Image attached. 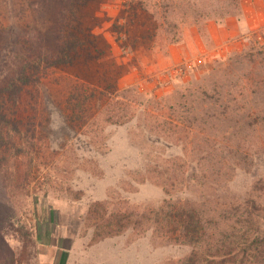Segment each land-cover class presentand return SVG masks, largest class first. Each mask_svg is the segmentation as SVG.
I'll use <instances>...</instances> for the list:
<instances>
[{"label": "rangeland", "instance_id": "374dc122", "mask_svg": "<svg viewBox=\"0 0 264 264\" xmlns=\"http://www.w3.org/2000/svg\"><path fill=\"white\" fill-rule=\"evenodd\" d=\"M228 1L0 0V81L40 77L0 116V264H264V0Z\"/></svg>", "mask_w": 264, "mask_h": 264}, {"label": "trees", "instance_id": "16d2710c", "mask_svg": "<svg viewBox=\"0 0 264 264\" xmlns=\"http://www.w3.org/2000/svg\"><path fill=\"white\" fill-rule=\"evenodd\" d=\"M240 1L241 0H229L227 3L225 2L226 4L222 3L218 7L216 6L209 10L211 12H218L220 14L219 16H222L223 12L229 11L228 8H238ZM50 66L51 65L47 63L45 64L44 69H47ZM27 70L28 69H23L22 72L21 70L17 71L16 74L8 77L7 82L0 81V116L5 118V123L14 124V121L17 118L16 114H18V96L23 90L26 82H35V80L40 79V77L37 75L38 72L34 70V66H32L28 71ZM33 76H36L35 80L33 79ZM174 218H176V225H179L178 227L182 228V232L186 234L185 236L187 237L188 229L191 231V233H193L194 228L199 227V224L201 223L200 217L192 210L191 212H188L185 209H183V211L178 209L175 212ZM199 236V231L196 230L194 235L188 237V239L190 241L192 240L193 242H198L200 239ZM233 243V248L227 249L228 251H225V253L222 254L215 253L211 258L208 257L205 259V256L201 257L198 254L199 252H193V256L189 259V264H243V258L239 259L240 250L235 249V247H238L240 242L235 241ZM258 244H264V240H260ZM236 250H238V252H236Z\"/></svg>", "mask_w": 264, "mask_h": 264}]
</instances>
